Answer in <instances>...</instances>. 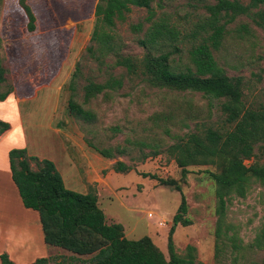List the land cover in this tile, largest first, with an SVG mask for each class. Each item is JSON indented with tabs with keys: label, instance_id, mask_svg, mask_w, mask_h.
<instances>
[{
	"label": "rangeland",
	"instance_id": "obj_1",
	"mask_svg": "<svg viewBox=\"0 0 264 264\" xmlns=\"http://www.w3.org/2000/svg\"><path fill=\"white\" fill-rule=\"evenodd\" d=\"M247 4L248 0H238ZM35 17V30L26 32L25 17L18 0H0V66L4 81L0 83V121L8 125L2 133L4 146L24 149L37 160L54 164L66 189L78 193L92 192L105 222L122 226L124 237L136 240L148 237L167 258V233L180 193L161 186L158 179L178 183L186 202L185 217L190 225H177L171 236L174 252L182 256L191 247L194 264H252L264 259V245L259 238L264 223V182L252 180L243 198H230L215 235V199L213 183L204 171L210 167H187L181 180L166 147L187 133L200 132L205 126L220 127L223 116L219 103L197 93H175L155 89L140 77L126 76L121 67H100L87 55L97 0H23ZM215 0H153L150 9L155 18L165 17L177 30L181 63L192 42L190 33L207 14L202 5ZM124 20L114 21V36L119 55L140 59L144 50L137 44L141 32L129 26L144 21L143 8L129 7ZM247 27L241 35L239 25ZM214 60L228 77L242 79V102L245 107L264 105V30L244 16L227 26ZM114 57L107 56V66ZM75 65L78 77L72 99L80 104L81 87L86 81L101 83L108 71L122 74L121 88L102 93L83 105L93 114V121L74 119L66 110L69 91L67 81ZM167 129L168 133H164ZM157 154L150 156V147ZM15 146V147H14ZM97 149L112 150V158L99 156ZM255 150V149H254ZM121 162L128 173L113 171ZM252 159L244 161L248 166ZM36 169L34 161L29 162ZM152 176V177H151ZM150 214V217L148 215ZM47 247V246H46ZM47 264H88L89 256L71 255L47 247Z\"/></svg>",
	"mask_w": 264,
	"mask_h": 264
},
{
	"label": "trees",
	"instance_id": "obj_2",
	"mask_svg": "<svg viewBox=\"0 0 264 264\" xmlns=\"http://www.w3.org/2000/svg\"><path fill=\"white\" fill-rule=\"evenodd\" d=\"M153 0H97L93 8L94 22L89 42L85 50L100 70L121 67L126 76L140 77L143 83L155 89H165L175 93H197L207 100L219 103L223 116L220 127H203L200 132L172 136L174 142L166 147V152L180 169L181 180L189 172L187 167H210L204 171L213 183L215 199V235L218 236L220 223L226 202L233 197L243 198L252 180L264 182V105L245 107L242 102V79L228 77L214 60L212 52L217 51L224 37L230 31L227 26L238 17H247L253 25L264 30V0H248L242 4L238 0H215L213 4H204L207 16L195 27L189 37L192 39L186 51V63H181L177 30L165 17L155 18L150 4ZM201 2V0H199ZM25 17V30H35V17L30 8L18 0ZM129 7L143 8L148 25L137 22L129 28L141 32L137 44L144 50L140 59H131L119 55L113 28L114 21H123ZM241 35L247 33L245 25L236 29ZM113 56V63L107 66L104 58ZM75 65L67 81L70 93L66 110L74 119L90 123L93 114L84 109L90 99L98 94L107 95L121 88L122 74L112 75L109 71L101 83L86 81L81 87L82 101L76 103L72 96L79 75ZM5 69L0 66V83L4 81ZM4 95H0V100ZM8 125L0 121V135ZM164 133H168L164 129ZM141 147H150L142 142ZM102 158H112V150L122 155L123 150L97 149ZM150 156L157 154V145L150 147ZM255 149V150H254ZM10 179L15 186L21 204L38 215L42 241L47 247L58 248L71 255L89 256L88 264H194L192 248L187 247L184 255L174 252L171 241L174 228L186 227L190 221L185 217L186 202L178 183L172 179H158L161 186L180 193L179 204L171 217L167 233V258L143 236L136 240L124 237L122 226L105 222L98 208L97 198L92 192L78 193L66 189L54 164L49 160H37L27 156L24 149H10L7 152ZM252 159L246 166L244 161ZM34 161L36 169L31 170L29 162ZM129 167L121 162L113 164L115 173L126 174ZM152 177V176H151ZM259 238L264 245V223ZM48 258H40L33 264H47ZM0 264H13L5 254L0 255ZM264 264V259L260 263Z\"/></svg>",
	"mask_w": 264,
	"mask_h": 264
},
{
	"label": "crops",
	"instance_id": "obj_3",
	"mask_svg": "<svg viewBox=\"0 0 264 264\" xmlns=\"http://www.w3.org/2000/svg\"><path fill=\"white\" fill-rule=\"evenodd\" d=\"M0 135V255L5 254L13 264H33L47 258L38 215L22 206L15 186L10 179L7 152ZM15 147V146H14ZM27 156H30L26 152ZM56 169V168H55Z\"/></svg>",
	"mask_w": 264,
	"mask_h": 264
},
{
	"label": "built area",
	"instance_id": "obj_4",
	"mask_svg": "<svg viewBox=\"0 0 264 264\" xmlns=\"http://www.w3.org/2000/svg\"><path fill=\"white\" fill-rule=\"evenodd\" d=\"M148 217H150V214L148 215Z\"/></svg>",
	"mask_w": 264,
	"mask_h": 264
}]
</instances>
